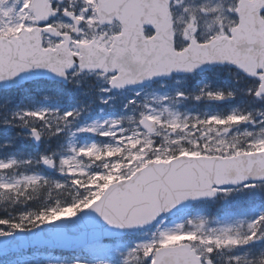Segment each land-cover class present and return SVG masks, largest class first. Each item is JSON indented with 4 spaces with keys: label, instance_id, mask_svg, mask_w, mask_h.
<instances>
[{
    "label": "snow or ice",
    "instance_id": "snow-or-ice-1",
    "mask_svg": "<svg viewBox=\"0 0 264 264\" xmlns=\"http://www.w3.org/2000/svg\"><path fill=\"white\" fill-rule=\"evenodd\" d=\"M4 2L0 0V80L14 77L30 68H47L59 76H66L68 70H73L75 75L91 70L94 66L98 73H103L104 80L111 87L119 88L173 70L191 71L204 63L228 62L257 78L258 84L250 91L256 97H264V12L257 16L233 12L235 19L228 27L222 26L204 39H199L198 9L185 8L186 35L191 33L196 38L181 41L173 35L171 46H165L160 41L158 29L141 36L140 29L131 28L123 15L128 7H147L143 2L130 5L128 0H116L111 4H102L101 0H96L95 5L81 10V15L85 17L82 23L87 30L67 8L63 12L73 18L71 25L46 23L60 9L41 14L40 0H36L28 13L23 11L26 5H21L19 10L15 6L5 9ZM232 7L242 9L243 5L235 0ZM117 15L125 20L123 30L119 31V24L118 31H113L111 26L105 29L103 24L107 20L104 18L107 16L115 20ZM89 20L93 23H88ZM192 25L195 26L194 30ZM89 41L91 46H84ZM207 95L216 100H222L225 96L222 92H208ZM72 115V112H68L57 119L66 121ZM26 117L45 122L49 118L45 111H26L20 119ZM249 119V115L233 114L226 121L217 117L208 121L198 120L194 127L204 125L207 132L202 131L199 138L190 141L192 148L170 152L168 155L172 159L163 160L166 167L150 166L149 170L142 168L144 162L140 161L126 173L122 170L121 174L125 175L127 184H121L119 188L110 189L107 193H94L127 208V217L110 222L119 227L142 225L188 196H210L220 190L219 186L245 181L249 177L264 178V129L255 134L246 132L248 139L241 143L222 136L221 130L214 126L224 125L223 132L226 133L232 123L239 124ZM31 133L36 139L40 138V130L33 128ZM211 133H215V137ZM119 146V142L105 149L93 146L90 151L107 148L118 150ZM84 151L81 149L80 153ZM74 160L75 157L63 159L61 163L70 166ZM15 163L0 162V169L13 167ZM44 163L51 165L53 162L45 159ZM156 164H161V160H156ZM41 179L36 176L22 177L14 182L9 191L18 196L24 195V190L38 185ZM76 183L81 181L77 180ZM138 200L142 201L143 206L137 207L132 203ZM57 211L49 210V213L41 212L39 215L29 213L21 216L18 222L0 218V225L23 230L27 220L33 227H39L37 221L57 219ZM97 211L107 215L102 209L98 208ZM203 223L200 222L201 228ZM201 228L194 231L161 232L158 240L139 246L133 253L138 251L143 258L150 257V264H213L212 255L219 248L242 246L264 237V215L248 223L247 231L242 236L232 235L230 229H223L218 235H208ZM3 234L0 232V235ZM233 260L235 264H240V258Z\"/></svg>",
    "mask_w": 264,
    "mask_h": 264
},
{
    "label": "rangeland",
    "instance_id": "rangeland-1",
    "mask_svg": "<svg viewBox=\"0 0 264 264\" xmlns=\"http://www.w3.org/2000/svg\"><path fill=\"white\" fill-rule=\"evenodd\" d=\"M31 0H5V9L15 6L17 10L21 5H26L23 9L25 13L31 11ZM240 1V0H239ZM235 0H183L177 1L172 6V22L174 35L176 30L185 27V8L198 9V36H209L215 30L228 27L235 19L232 5ZM69 7L78 9L79 17L81 10L86 6L93 5V0H82L80 8L69 0ZM86 15H90L87 13ZM88 23H93L89 20ZM56 24L71 23L63 18L57 20ZM87 30L86 25H84ZM107 29L108 27H104ZM113 31H118L117 25L111 26ZM120 31V28H119ZM177 37V36H176ZM80 72L72 74L70 80L74 83L79 81ZM93 76V75H92ZM98 80V92L86 105V101L79 105L80 112H83L85 121L79 124L76 130L72 129V121H62L67 128L65 132L66 151L44 156L46 159H54L55 173L62 176H70L76 181L79 180L85 187L86 192H92L81 203L82 207L92 203L100 196L94 195L103 191L113 182L125 179L122 170L126 173L129 168H134L135 164L143 161L142 168L149 161L171 160L168 155L177 149L187 150L193 147L190 141L199 138L203 132H207L204 125L195 126L196 122L208 121L212 117H217L226 121L229 115L242 113L239 109L255 106L257 110H247L243 115H249L248 121L230 125V130L223 132L224 125H214L221 130V135L229 140H239L243 143L248 137L246 132L258 133L264 129V99L256 100L254 104L250 101H234L232 87L238 91L248 84L237 71L229 68H216L207 74L198 75L197 80L189 83L188 78H175L172 81H161L151 84L143 89H128L112 92L109 84L104 80L103 74L94 75ZM223 78V80H222ZM231 82V84H230ZM223 84V90L219 87ZM79 87V85L77 84ZM222 92L224 99L216 100L210 98L207 93ZM249 93L250 90L244 91ZM231 93V95H228ZM0 94V99H2ZM90 95V94H89ZM212 103L228 112V116H220L213 113ZM7 103L2 101V107ZM96 104V105H95ZM98 110L97 112L96 109ZM2 110V108H0ZM239 110V111H237ZM112 112L113 116H108ZM3 119L0 118V125L9 126L11 119L4 112ZM64 115V114H63ZM61 115V116H63ZM93 115V116H92ZM143 117H151L155 121L158 130L149 133L142 129L140 120ZM173 121L176 123L173 124ZM14 128L9 126V131ZM94 129V131H89ZM60 133V132H58ZM215 137V133H211ZM119 142V149L90 151L93 146L105 149L106 146L116 145ZM84 149L81 154L80 150ZM74 162L70 166L62 165L63 159H72ZM148 157H152L148 159ZM23 159L10 158L0 160V162L15 161L13 167L0 169V190L12 188L14 182L25 176H36L44 179L41 174H27L20 171L19 166ZM27 163L30 161L26 158ZM47 177H45L46 179ZM94 181V183H93ZM220 198L215 202H204L192 207L182 217L173 220H162L154 228L133 233L129 239L107 240L103 243H96L88 247L85 254L91 257L87 262L67 264H150V257L143 258L138 251L133 250L139 246L151 243L159 239L161 232H175L196 230L208 235H218L223 229H230L232 235H244L247 231V224L264 215V185L259 184L253 188L242 187L236 189H224L219 191ZM94 199V200H93ZM54 210V209H52ZM62 214L57 217L71 216L74 210L64 208ZM58 213V212H57ZM56 213V214H57ZM232 252L233 258L252 262L256 258L255 264H260L264 258V237L254 239L246 245L237 247H221L212 255V258L223 252ZM66 264V263H59Z\"/></svg>",
    "mask_w": 264,
    "mask_h": 264
},
{
    "label": "water",
    "instance_id": "water-1",
    "mask_svg": "<svg viewBox=\"0 0 264 264\" xmlns=\"http://www.w3.org/2000/svg\"><path fill=\"white\" fill-rule=\"evenodd\" d=\"M174 1L177 0H128L130 5H134L139 2H143L148 6L145 8H136L128 7L124 10L123 15L125 16L129 26L133 29L139 28L140 34L143 36L145 29L156 30L158 29L160 35V41L165 46H171L173 40V25H172V13L171 5ZM116 2V0H101L102 4H111ZM36 3V0H33L32 7ZM41 4V14L45 12H52L51 4L48 3V0H40ZM240 4L243 5L241 9L238 7V14H243L245 16H257L261 15L264 12V0H241ZM70 13V12H69ZM58 12L55 15L49 17L46 23L53 18H56ZM67 19L73 21L71 16L65 15ZM107 20L106 24L111 25L115 21L121 25L123 30V25L125 20L120 19V16L117 15L115 20H112L110 17H105ZM77 22H81L75 16ZM45 23V22H42ZM91 46V44L86 45ZM229 64L237 68L234 64L228 62H210L199 65L191 71L185 70H173L167 74H160L151 78H145L141 81L135 82L131 85H125L119 88H113V90H118L122 88H139L146 86L151 81H159L162 79H171L173 75H188L194 72H205L212 67L222 66ZM238 69V68H237ZM91 70H95V67ZM240 70V69H239ZM73 70H68L67 73L72 72ZM246 74V73H245ZM119 75V73H118ZM248 75V74H246ZM249 76V75H248ZM36 78H48L52 80L64 81L67 80L66 76H59L58 74L52 72L47 68H30L27 69L14 77L6 78L0 80V88L9 89L12 86L30 81ZM141 126L143 129L147 130L149 133H155L156 124L149 118L145 117L141 121ZM33 142L36 145H40L41 136L39 139H36L34 136L32 138ZM190 159H195V157H188ZM53 162V161H52ZM54 162L51 165L45 164L44 160L42 161V166L48 171H53ZM150 166H155L156 168L166 167L163 162L161 164H156V161L149 162L144 168L151 170ZM264 182V178L260 177H249L245 181H239L236 183H229L220 188H232L240 187L247 183H258ZM121 184H127V180L123 179L121 181L111 184L104 193H107L110 189L119 188ZM217 193H214L210 196H188L187 198L179 201L173 207L162 210L153 220L146 222L142 225H133V226H124L119 227L115 223L110 222L111 220H117L125 218L128 215L127 208L116 201H109L101 198L95 201L92 205L79 212L78 214L72 217H62L55 221L41 225L33 230H21L15 234L11 235H1L0 236V249L6 248L11 249L16 252L25 248L34 247L37 245H46L51 246L56 249L66 250V251H78L85 247L88 244H91L95 241L102 239H107L116 236H124L135 230H143L151 228L155 223L163 216L168 215L169 217H175L182 214L187 208H189L194 203H200L205 200H213L216 198ZM132 203L136 204L137 207L143 206L142 201H133ZM102 209V211H97V209Z\"/></svg>",
    "mask_w": 264,
    "mask_h": 264
},
{
    "label": "trees",
    "instance_id": "trees-1",
    "mask_svg": "<svg viewBox=\"0 0 264 264\" xmlns=\"http://www.w3.org/2000/svg\"><path fill=\"white\" fill-rule=\"evenodd\" d=\"M255 81H253V84ZM45 82L44 84L29 86L24 92L27 94L25 97L17 102H7L4 98L1 100L0 118L3 119L4 111L7 113V117L12 120L13 131L7 132V128H0V145H4L3 149L0 148V157H2V151H8L10 153L20 152L23 150V158H29L30 161L26 164V173H42L46 175V179H43L36 186H29L24 190V195H17L9 189L0 190V218L19 221L21 216L29 213H35L39 215L41 212L49 213V210L58 209V214H61L64 208L72 209L73 212L80 211L82 202L85 198L92 194V192H86L82 183L77 184L75 179L63 178L59 174H48L40 166V158L44 155H50L52 153L61 152L64 150L63 137L61 133H58L61 129L65 128L62 121L57 118L63 115L64 111H70L72 116L68 117L66 121H72L73 127L79 122H82V115L79 113L78 117H75L74 104L70 101L72 91L69 87L59 85L54 88ZM256 85V84H255ZM234 101H238L242 96L240 92H236L233 87ZM29 104H26V101ZM256 97L253 93L246 94L242 101H250L255 103ZM2 101L6 102V106L2 107ZM37 101V102H34ZM33 102V103H32ZM43 105L46 107V113L48 114L47 122L39 121L35 118L20 119V116L26 111H37L38 107ZM254 111L252 107L244 108L243 113ZM58 111V112H57ZM58 114V115H57ZM76 119V122L73 120ZM80 120V121H79ZM79 121V122H78ZM36 126L44 134V142L39 149H36L26 137L23 129L24 127ZM8 152V154H10ZM217 202V201H216ZM45 222V221H44ZM41 224L43 222L37 221ZM33 228L31 224L26 220L24 222L23 229ZM19 229H13L8 225H0V232H13ZM33 255L21 256L17 254H10L5 257H0V264H59L64 263V257L57 253L56 256L48 257V250L45 248H39ZM232 253V252H231ZM60 259L63 261L60 262ZM56 261V263H54ZM264 261V258L262 259ZM67 263H77V260L71 258L67 260ZM223 264H235L232 257L225 259ZM240 264H247L246 261L240 260ZM261 264V263H260Z\"/></svg>",
    "mask_w": 264,
    "mask_h": 264
},
{
    "label": "clouds",
    "instance_id": "clouds-1",
    "mask_svg": "<svg viewBox=\"0 0 264 264\" xmlns=\"http://www.w3.org/2000/svg\"><path fill=\"white\" fill-rule=\"evenodd\" d=\"M185 23V22H184ZM193 27V30L195 29V26L192 25ZM186 32H187V29L184 27V28H180V29H177L176 30V36L181 40H185V39H195L196 37L192 36L191 33H188V35H186ZM206 36H199L198 38L199 39H204Z\"/></svg>",
    "mask_w": 264,
    "mask_h": 264
}]
</instances>
